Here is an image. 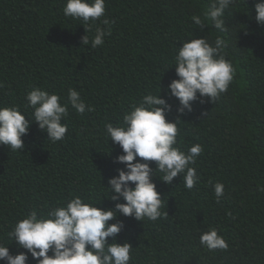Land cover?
I'll use <instances>...</instances> for the list:
<instances>
[{"label": "trees", "instance_id": "1", "mask_svg": "<svg viewBox=\"0 0 264 264\" xmlns=\"http://www.w3.org/2000/svg\"><path fill=\"white\" fill-rule=\"evenodd\" d=\"M255 2L236 0L221 33L193 24L209 0H105L104 16L85 32L87 25L64 15L66 0H0V106H17L30 121L23 149L0 145V244L13 255L26 251L8 233L33 210L46 213L74 196L92 203L101 196L100 208L123 202L107 198L102 187L124 168L115 161L122 150L107 141L105 125L118 126L132 105L160 87L171 105L166 120L180 119L175 147L203 149L191 165L199 180L188 190L183 174L165 184L155 172L165 215L138 221L118 213L108 222L123 223L115 242L131 245L129 264H264V24L255 21ZM97 27L110 32L104 43L82 45ZM190 33L209 42L222 36L235 72L218 99L201 103L198 97L181 114L178 100L165 93L178 78L173 57ZM33 88L58 94L61 103L73 88L92 111L80 114L69 106L62 120L67 132L53 143L29 117L26 94ZM149 165L155 170V162ZM216 182L224 188L219 202ZM210 228L228 243L226 250L200 244V234ZM27 264H36L30 254Z\"/></svg>", "mask_w": 264, "mask_h": 264}, {"label": "clouds", "instance_id": "2", "mask_svg": "<svg viewBox=\"0 0 264 264\" xmlns=\"http://www.w3.org/2000/svg\"><path fill=\"white\" fill-rule=\"evenodd\" d=\"M236 0H209L208 7L201 15L192 17L193 24L203 30L212 25L215 30L227 31L226 10ZM255 21L264 24V0H256L253 5ZM63 13L66 17L82 21L87 31H92L94 23L105 14V0H66ZM104 25L111 22L101 21ZM85 28V27H84ZM110 34L103 28H95L91 40L88 35L82 37V45L96 48L104 43V37ZM192 37V33L188 35ZM226 40L217 35L209 42L205 36L192 37L177 48L173 57L177 79L166 86V95L178 100L177 112L191 111V102L204 98L209 102L218 99L228 90L234 77V68L225 59ZM0 87H3L0 84ZM158 92L142 97L138 105H132L123 114L118 126L105 125L104 134L113 144H118L122 154L115 157L117 163L124 165L117 174L108 178L107 198L123 202L115 203L113 208H100L96 203L85 202L74 196L65 204L52 207L46 213L38 215L31 211L16 221L8 237L19 248L16 254L9 252L8 246L0 244V261L5 264H27L31 255L36 264H129L131 245L127 242H115L116 235L122 230L123 223H108L117 214L133 217L138 221H156L165 213L161 211L162 198L152 181L155 172L162 174L160 179L170 184L173 178L183 174L184 187L194 188L199 177L193 165L203 151L199 144L192 145L187 152L175 147L177 144L176 121L166 120L165 113L171 105ZM27 107L33 111L32 120L40 130L47 133V139L53 143L63 140L67 125L62 120L67 117L69 106L77 113L92 111L86 105L80 93L70 88L67 102L61 103V97L39 88H33L26 94ZM30 121L25 118L17 106H0V145L11 151H20L24 147L22 136L28 131ZM139 158V159H137ZM155 162L153 170L149 162ZM214 194L219 202L223 196V184L213 185ZM109 192L113 195L109 196ZM111 237L109 243L107 238ZM199 242L209 251L226 250L228 243L214 228L202 232ZM51 252V255H49Z\"/></svg>", "mask_w": 264, "mask_h": 264}]
</instances>
